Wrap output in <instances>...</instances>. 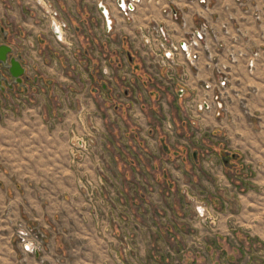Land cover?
Masks as SVG:
<instances>
[{
	"label": "rangeland",
	"instance_id": "rangeland-1",
	"mask_svg": "<svg viewBox=\"0 0 264 264\" xmlns=\"http://www.w3.org/2000/svg\"><path fill=\"white\" fill-rule=\"evenodd\" d=\"M146 29L139 32L141 40ZM253 54L255 66L258 53ZM105 57L114 65L101 73ZM121 58L107 51L91 59L89 79L100 95L93 99L95 112L82 100L77 123L70 124L69 93L55 106L59 119L45 122L65 129V144L41 154L40 162L52 168L41 170L48 181L4 183L10 170L0 151V264H264V87L229 91L230 76L221 70L224 86L204 82L182 99L161 90L152 100L148 93L160 89L144 82L166 80L164 73L154 75L147 56L143 63L132 54L131 63ZM26 75L31 80L28 70ZM46 98L51 112L52 97ZM16 105L19 111L21 102L9 106L0 98L1 130ZM27 105H35L33 96ZM175 107L179 120L169 116ZM209 112L217 119L212 127L202 117ZM229 126L252 134L233 138L226 133ZM177 129H185L182 138ZM162 139L168 153L159 149ZM157 155L169 164L155 176ZM21 229L38 236L41 250H23Z\"/></svg>",
	"mask_w": 264,
	"mask_h": 264
},
{
	"label": "crops",
	"instance_id": "crops-1",
	"mask_svg": "<svg viewBox=\"0 0 264 264\" xmlns=\"http://www.w3.org/2000/svg\"><path fill=\"white\" fill-rule=\"evenodd\" d=\"M101 5L105 7L107 17L100 11ZM152 24L165 27L171 38L179 43L201 25L208 26L209 34L207 48L193 50L191 61H187L182 54L177 55L174 83L168 85L166 80L154 78L156 81L151 76L148 82H144L148 89H160L158 94L150 91L149 99L157 98L166 90L175 93L178 99L189 98L190 91L200 89L204 82H214L218 69L229 74V91L237 90L245 94L251 89L264 87V0H147L133 12L132 21L121 13L118 2L0 0V44L12 47L31 77L26 84L27 92L17 87L13 91L0 92V98L9 106L14 100L21 102L19 111L16 105L13 106L16 111L6 113L4 128H0L4 136L0 146V151L4 153V169L10 170L9 174H3L4 183L37 185L40 179L49 180V175H41V170L52 168L40 162L41 154L51 153V148L65 144V129L57 123L50 129L45 122L52 117L59 119L55 106H62L60 97L71 95L66 104V119L70 124L77 123L76 109L82 100L95 112L93 99H97L99 94L89 79L91 59L112 51L120 59L124 56L129 58L128 55L132 54L138 61L146 62L139 32ZM254 52L258 56L254 69L250 71L247 61ZM231 56L235 57V62L230 61ZM132 61L129 58V62ZM110 62L113 61L102 58L99 66L101 73L113 68L114 64ZM117 68V72L126 70ZM181 76L183 83L178 81ZM101 89L107 96L111 92L106 84L105 87L102 84ZM28 96L34 97V106L28 107ZM46 96L52 97L49 99L51 112ZM168 99L171 101V96ZM233 101L237 100L233 98ZM180 114L175 107L169 116L179 120ZM202 117L206 118L207 125H217L213 112ZM184 130L177 129V136L182 138ZM226 133L233 138L252 134L248 128L230 126ZM149 135L154 136L156 132ZM179 141L183 143L181 139ZM159 146L162 152H169L163 139ZM55 150V153L59 151ZM160 159L158 155L154 158L155 164L159 165L153 168L155 176L159 168L169 164ZM163 176L167 177L166 174ZM12 177H15L14 181ZM5 220L12 235L11 216L7 215Z\"/></svg>",
	"mask_w": 264,
	"mask_h": 264
},
{
	"label": "built area",
	"instance_id": "built-area-1",
	"mask_svg": "<svg viewBox=\"0 0 264 264\" xmlns=\"http://www.w3.org/2000/svg\"><path fill=\"white\" fill-rule=\"evenodd\" d=\"M143 1L144 0H122L119 9L124 17L129 20L132 19L133 12L143 3ZM105 2L116 3L118 0H105ZM208 34V26L201 25L196 31L191 32L187 38L179 43L171 38V35L165 27L157 24L150 25L143 33H141L142 46L149 60V70L154 73V75L158 76L161 72V68L167 84L174 83V81H176L174 66L177 62V55L182 54L187 61H191L193 50L201 47L207 48L206 39ZM58 39L62 40L61 37H58ZM253 55L256 56L257 53H254ZM248 67H254L253 59L249 60ZM182 76H184L183 73ZM182 76L178 80L181 83H183ZM224 77L222 71L218 70L216 84L224 86L226 84ZM207 86H209V84ZM32 232L33 231L27 229H21L17 232V237L22 244L23 250L28 253L39 251L42 247L41 240L36 234H32Z\"/></svg>",
	"mask_w": 264,
	"mask_h": 264
},
{
	"label": "water",
	"instance_id": "water-1",
	"mask_svg": "<svg viewBox=\"0 0 264 264\" xmlns=\"http://www.w3.org/2000/svg\"><path fill=\"white\" fill-rule=\"evenodd\" d=\"M121 1L118 0L119 5H121ZM100 11L107 17V11L104 6H100ZM128 56L130 58V55ZM0 66V92L4 93L6 88L7 90H13L15 85L27 92L25 82L29 81V77L26 75V69L21 62V57L15 55L12 47L6 43L0 44ZM4 71H6L10 80H8L9 78ZM103 85L105 87V84Z\"/></svg>",
	"mask_w": 264,
	"mask_h": 264
},
{
	"label": "flooded vegetation",
	"instance_id": "flooded-vegetation-1",
	"mask_svg": "<svg viewBox=\"0 0 264 264\" xmlns=\"http://www.w3.org/2000/svg\"><path fill=\"white\" fill-rule=\"evenodd\" d=\"M2 71H3V70H2ZM4 73H5V75L8 77V74L6 73V71H4ZM8 78H9V77H8ZM8 80H10V78H9ZM10 82H11V81H10ZM27 82H28V81L25 82V85L27 84ZM15 87L19 88V86H17V85H15L14 88H15ZM14 88H13V90H14ZM19 89H20V90H23L22 88H19ZM6 90H7V88H6ZM13 90H9V91H13ZM23 91H24V90H23ZM24 92H25V91H24ZM224 156H225V155H224ZM226 157L228 158L227 155L225 156V158H226ZM232 158H235V156H232ZM225 160H226V159H225Z\"/></svg>",
	"mask_w": 264,
	"mask_h": 264
}]
</instances>
